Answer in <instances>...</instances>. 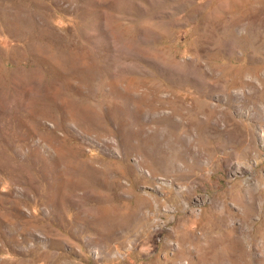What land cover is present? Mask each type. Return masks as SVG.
Here are the masks:
<instances>
[{"label": "rangeland", "instance_id": "1", "mask_svg": "<svg viewBox=\"0 0 264 264\" xmlns=\"http://www.w3.org/2000/svg\"><path fill=\"white\" fill-rule=\"evenodd\" d=\"M0 264H264V0H0Z\"/></svg>", "mask_w": 264, "mask_h": 264}]
</instances>
